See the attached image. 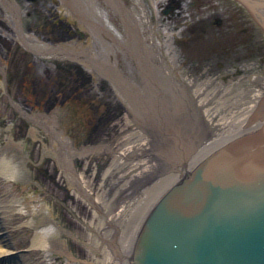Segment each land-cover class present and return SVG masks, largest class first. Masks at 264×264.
<instances>
[{
	"label": "rangeland",
	"instance_id": "rangeland-1",
	"mask_svg": "<svg viewBox=\"0 0 264 264\" xmlns=\"http://www.w3.org/2000/svg\"><path fill=\"white\" fill-rule=\"evenodd\" d=\"M175 1L179 0H0V163L6 154L16 164L21 162L17 172L25 167L28 172L24 182L0 175V210H7L0 215V248L4 245L8 257L16 256L19 264H91L101 256L95 253L97 242L99 247L109 244L114 253L117 241L140 217L151 190L175 167L174 158L161 154L173 130L178 131L175 150L177 140L187 143L182 131L187 126L198 132L207 128V138L216 136L220 127L225 126V132L232 129L226 118L236 116L237 104L251 100L242 94L248 91L242 79L233 85L235 80L215 72L202 76L205 71L213 74L212 67L223 62L224 54L225 61L238 64V59L248 61L264 53L257 50L258 45L264 48L257 29L260 37L251 39L256 21L250 11L236 0H192L191 6L183 1L165 14ZM222 17L240 27L229 26L221 35L214 29ZM153 63L158 84L151 85L145 67ZM260 83L258 77L251 79V89L263 91ZM230 87L234 90L223 94ZM206 89L210 95H205ZM152 92L159 96L163 121L174 126L168 129L170 136L155 124L151 109L143 108L142 98L150 99ZM230 97L236 99L231 106L226 103ZM97 112L104 115L105 137L90 144L88 160L74 154V174L62 171L55 156H43V168L39 166L42 161L33 158V147L43 144L42 139H32L35 129L42 131L47 144L56 133L80 151L83 140L78 142L76 134L71 139L69 129L82 116L88 120ZM134 132L148 144L131 143ZM195 132H189L191 140L202 145ZM12 141L20 146H12ZM128 144L134 147L127 149ZM20 151H33V160L22 159ZM98 168L104 169L96 189ZM43 229L50 251L32 247L34 233Z\"/></svg>",
	"mask_w": 264,
	"mask_h": 264
},
{
	"label": "water",
	"instance_id": "water-1",
	"mask_svg": "<svg viewBox=\"0 0 264 264\" xmlns=\"http://www.w3.org/2000/svg\"><path fill=\"white\" fill-rule=\"evenodd\" d=\"M258 121L262 105L250 130L233 135L158 199L129 264H264V123L252 130Z\"/></svg>",
	"mask_w": 264,
	"mask_h": 264
},
{
	"label": "bare ground",
	"instance_id": "bare-ground-1",
	"mask_svg": "<svg viewBox=\"0 0 264 264\" xmlns=\"http://www.w3.org/2000/svg\"><path fill=\"white\" fill-rule=\"evenodd\" d=\"M248 3L250 4V6L253 9V13H254V17L258 19L259 24L261 25V30H259V32L264 35V0H247ZM189 2H191V0H189ZM214 4H218L216 1L213 2ZM249 6V7H250ZM10 27V26H8ZM5 27V28H8ZM34 27H31V29ZM26 32V29H25ZM42 33V32H41ZM45 33L43 32L42 35H44ZM39 35V33L37 34ZM39 45V44H38ZM40 46V45H39ZM12 52L13 50L10 49ZM9 51V50H8ZM12 52L10 53V56L12 54ZM9 53H8V58L10 57ZM14 57L18 58L19 56H17V54L14 53ZM15 59V58H14ZM23 62V61H22ZM19 65V64H18ZM155 64H151L149 66L145 67V76L147 79H150V84H156L157 82V78L155 75H153V72H156V68H155ZM170 69V73L173 75V73H175V71L173 70V68L169 67ZM260 81H262V89L258 90L256 88H252L250 91H246V96L249 95V98L252 100V98H254L252 103H256L255 105L258 106L262 105V107L264 106V80L261 79ZM158 84V82H157ZM171 86H172V82H171ZM209 93V95L211 94V91L209 89H206L205 95ZM159 96L157 95V92H152L150 94V99L145 100L144 98H142V102L145 103V107H143L144 109H146V107L148 109H151V115L152 117H154L155 119V124L160 127L161 129L165 130V133L167 135L170 136V132L168 131V129H173L174 126H172L171 124L167 125L163 120L162 117V112L160 111V102H159ZM228 100H230V102L226 103L229 104V106H231V102L233 100V97H230ZM241 100V98H238V101ZM251 100H245L242 102L243 104H247L250 103ZM234 105V103H232ZM49 108H52V106H49ZM137 108V107H136ZM135 108V109H136ZM231 108V107H229ZM252 110V109H251ZM127 111V110H126ZM127 113H129L127 111ZM194 114V113H193ZM192 114V117H193ZM126 115V113H125ZM128 115H126V117L124 118V123L126 121ZM34 123H39V119H37L36 117H32ZM138 119V118H137ZM231 119V116H229L228 118V122ZM195 120H198L197 118ZM152 121V120H150ZM163 121V122H162ZM188 121H192V120H188ZM149 123V120H148ZM170 123V122H169ZM261 123H264V121H258L257 126H255L252 130L255 131L257 128L261 127ZM189 124V122L186 123V126ZM264 125V124H263ZM262 125V126H263ZM192 126V125H191ZM190 126V127H191ZM228 126V125H226ZM124 127L126 128L127 125H124ZM189 126H187L188 130L186 128H184L186 135L185 137H187L186 141L187 143L184 145L183 141H178L176 143H178L177 145H179V150H175L176 146L174 144V140L173 138L176 140V138H178V131L173 130V134L171 133L172 136V140H168L169 142L163 145V149L166 150L164 151L162 149L161 154L165 155L166 158L168 157L170 160H172L173 158V162L175 163V167L173 169V171L167 175H165L164 177H161L158 181V183L156 184V186L151 190L150 194L151 197L149 198V200H147V202L145 203V205H143V209L141 211L140 217L137 216V219H134V224L131 228L130 231L126 232L120 239L119 241H117V250L114 251V253L109 249V244L106 245H102V247H99V242H97L96 247H95V253L96 252H100L101 256L100 259H95L94 261H92L91 264H129V259H130V255L132 253L135 241L137 239L138 233L142 227V225L144 224V222L146 221L149 213L151 212V210L153 209V206L155 204V202L167 191L169 190V188H171L180 178L183 177V174L187 171L190 170L192 167L196 166L198 163H200L202 160H204V158L206 156H208L209 154H211L216 148H218L219 146L223 145L224 143H226L229 139L232 138V134L225 132V126L218 128L217 130H215L216 132V136H210V138H207V135L205 133H207V128L204 129L205 130H201V131H196L194 129V127L190 128ZM246 128V127H245ZM250 128V127H249ZM246 129V130H250V129ZM67 129V127L65 128ZM240 129V124H237V133L239 132ZM36 131L33 132L31 134L32 139H42V143L43 145H41V147L37 146L33 147V149H35V153L33 154L32 152L26 153L24 152L23 154L20 151V155L22 159L24 158H28V159H32V154L34 155V159L35 160H40L41 159V163L39 162L40 167L43 168V160L44 158H42L43 156H51L56 158L57 160V164L59 166V168L64 171L65 173H69V174H74L75 172V168H76V162H72V157H74L75 155L79 156V158L81 159H85L88 160V155L90 154L89 149H91L90 147H88L89 145L83 143H80V145L78 146L82 148V150H77L76 148L72 149L70 147H68L67 143L65 142V140H63L62 138H59L56 136V133H51V141L49 144L46 143V137L42 134V131L38 128L35 129ZM179 130V129H178ZM181 130V129H180ZM235 130V129H234ZM196 131V132H195ZM55 132V131H54ZM189 132H195L197 140H202L203 139V143L202 145L200 144L199 146L197 145L200 141L195 142L194 140L192 141L191 139H194L192 136H190ZM243 132H241V134H243ZM73 134H75V130L73 128L72 133L70 134L71 139L74 140V136ZM227 134V136L225 135ZM189 135V136H188ZM206 135V138H205ZM230 135V137L228 136ZM131 137L128 136V140L130 138V142L131 143H136L138 142L140 146H146L148 144V140L143 136L141 137L140 133L134 132V134H131ZM136 138V140H135ZM140 138V139H139ZM41 142V140H39ZM45 141V142H44ZM128 141V142H129ZM172 141V143H170ZM183 142V143H182ZM12 146H20V144H16L14 143V141L11 142ZM23 144H26L25 142ZM63 144H66V149L67 151L63 150L64 147L62 146ZM22 145V144H21ZM133 145V144H132ZM133 146H131V144H128V148H133ZM27 148V147H26ZM173 148V149H172ZM44 149H48V152H46V150ZM171 149V150H170ZM188 150V152L192 154V151H194L193 149H196V151L194 152V154L192 156H190L191 158L189 159L188 155H185V153H183V151ZM192 149V150H191ZM173 152V153H172ZM183 153V155H182ZM75 154V155H74ZM188 154V153H187ZM185 156L187 159V162L184 163L182 165L181 163V158ZM125 155L121 154L120 156V160H123V165L126 166L127 162H125ZM33 160V159H32ZM181 163V164H180ZM21 164V162H19V165ZM19 165L16 164L13 160L12 157H7L6 154L3 155L1 163H0V175H2L4 178H7L8 180H14V181H19V182H24L25 180L28 179V172L26 167L22 169H20V173L17 172V169L19 168ZM128 165H130V163H128ZM28 168V167H27ZM89 168V167H88ZM161 169V166H160ZM19 171V170H18ZM48 172V170H46ZM51 177H53V175L51 174ZM77 182H79V179L77 178ZM83 196L86 198L88 197V194L83 191ZM97 204H95L94 206H96ZM98 206V205H97ZM105 207L108 206V204L104 205ZM99 206L98 208L100 209ZM4 208H6V206L2 207L3 210H0V215L3 216V214L7 213V210H5ZM0 216V230L3 227V225L1 226L2 223V218ZM39 216H43V214H40ZM38 216V217H39ZM40 218V217H39ZM42 220L39 219V221ZM32 225V224H31ZM34 227H37L36 225H33ZM45 232L46 229L43 230H37L34 234V239H33V248H38V249H45V251H50L51 248V243L48 241V239L45 236ZM109 236H107L108 238ZM110 240V239H109ZM2 243V242H1ZM6 247L4 245H2V248H0V264H19L17 262V257L16 256H9L8 257V253H5V249ZM113 250V249H112ZM12 254V253H11ZM16 255V254H15ZM2 257V258H1Z\"/></svg>",
	"mask_w": 264,
	"mask_h": 264
},
{
	"label": "flooded vegetation",
	"instance_id": "flooded-vegetation-1",
	"mask_svg": "<svg viewBox=\"0 0 264 264\" xmlns=\"http://www.w3.org/2000/svg\"><path fill=\"white\" fill-rule=\"evenodd\" d=\"M183 1H184V3L186 1V5H189V6L192 5V0H191V2H189V0H179V1H175L174 3L170 2L169 9L173 10L174 4L178 5V7H180L182 5ZM200 8H202V5ZM202 13H204V11ZM230 17L234 19L233 15H231ZM231 18L226 19V21H223V20H225V18H223L222 23H216L215 24L216 29H214V30L218 31V33L223 35L225 32V29H227V27H229V26H231L233 28V30H236L235 27L238 29V27H240L239 25H237L235 23H230V21H228L229 19L231 20ZM203 19L204 18L201 19V23L206 21V20L203 21ZM255 23H256L255 27L254 26L251 27V30L253 32V34L251 35V39L255 38V37H260L255 32V29H257L258 31L261 30V25L259 24V22L257 23V21ZM189 31L191 33L194 32V30H189ZM262 36L264 37V35H262ZM263 40H264V38L261 39L262 42H263ZM254 41L251 40V43H254ZM257 41H259V40L257 39ZM225 46L226 45L224 44V47ZM258 49H260V51L262 52V50L264 48L262 46L258 45L257 50ZM225 51L228 52V50H225ZM223 59L224 60H223V62H221V64L215 66L214 68L212 67L213 74H212V72L209 73V71L208 72L205 71V73H203L204 75H202V73L201 74L199 73V75H202L203 77H206V78L208 76H212V75L214 76L215 73H217V75H219V76L224 75V77H223L224 79L227 78V79L235 80V81H232V83H235L233 85H237L236 83H239L238 80L242 79L243 82H247L246 88H244V89H247L248 91L251 90V79L254 80L256 77L260 78V80L264 79V53L263 52H262V54H259L256 56L254 54L253 56H251V59L248 61H244V59L243 60L238 59V64H235V62L229 61V60L225 61V59H228V58H226L225 54H224ZM198 66H202V65H197V67ZM190 69H191V66H190ZM195 70H196V68H195ZM234 87L224 89L223 94L234 90ZM242 94L245 95L246 93L244 94V92H242ZM245 97L248 98L249 95L248 96L245 95ZM243 101H245V100H243ZM242 102L238 103L240 106H238V104H237V107L238 108L240 107V109L237 111L236 116L233 117L232 120H229V122L227 121L228 119L226 118L227 111H225V112L223 111V113L221 114V116H223L227 119L226 125L229 126L228 128H230L231 123L234 124L235 121L246 111V109L251 106V102L247 103V104H243V105H242ZM230 115H231V113H230ZM84 118L85 117L82 116L83 120H80L81 122H78V120H76L74 122L73 127L75 130V134L77 135L76 138H77L78 142L83 140V141H81V143L84 142L85 144L89 145L88 147L91 148L90 144H92V145L96 144L97 142H99V140H101L102 138L105 137V135L103 134V131H102V128L104 127L105 119H104V115H101V112L100 113L97 112L95 115V118H89L88 120H85ZM78 145H80V144H78ZM84 161H86V160H84ZM103 169L98 168L96 173L94 174L95 178H94L93 182L95 184L96 189L99 187L100 183L102 182ZM90 171H91V168L89 167L87 172H90ZM96 189H95V191H96ZM98 191H100V190L98 189Z\"/></svg>",
	"mask_w": 264,
	"mask_h": 264
}]
</instances>
